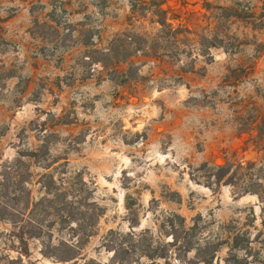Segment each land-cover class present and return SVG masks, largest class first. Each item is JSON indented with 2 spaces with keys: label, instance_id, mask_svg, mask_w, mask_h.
<instances>
[{
  "label": "rangeland",
  "instance_id": "1",
  "mask_svg": "<svg viewBox=\"0 0 264 264\" xmlns=\"http://www.w3.org/2000/svg\"><path fill=\"white\" fill-rule=\"evenodd\" d=\"M153 2L178 36L160 34ZM123 33L147 39L131 59L141 77L127 84L96 61L105 48L117 52ZM259 116L264 0H0V172L18 149L49 141L104 208L82 258L68 264H117L104 237L130 232L133 217L137 233L170 242L160 224L172 213L198 222L195 238L217 250L211 264H264ZM226 163L235 165L232 184L213 185L210 169ZM9 230L0 220V264L17 257ZM40 247L30 242L25 264H54ZM132 264L149 261L136 254Z\"/></svg>",
  "mask_w": 264,
  "mask_h": 264
},
{
  "label": "trees",
  "instance_id": "2",
  "mask_svg": "<svg viewBox=\"0 0 264 264\" xmlns=\"http://www.w3.org/2000/svg\"><path fill=\"white\" fill-rule=\"evenodd\" d=\"M153 3L157 6L153 13L158 17L156 22L161 26L160 34L178 36L179 28L175 29L169 23L167 11L159 3ZM230 16L241 17L237 12L229 13ZM49 26L53 27L52 24ZM121 37L122 44L117 52L105 48L102 53L106 58L96 61L101 63L111 79L127 84L141 77L140 69L131 59L142 51L140 42L147 39L133 33H123ZM206 43L209 48L218 47L214 41L203 37L202 45ZM239 70L244 71V68ZM227 78L226 84L233 83ZM253 125L252 129H256L257 136L262 138L264 118H256ZM50 145L49 141H44L37 148L18 149L17 155L1 166L0 220L10 225L7 240L11 245L8 251L17 253L16 258L7 254L4 264H25L24 258L31 256V241L40 242V253L54 264L78 262L104 213V208L94 198L93 186L83 174L70 172L66 164L54 158ZM234 166L226 163L211 168V179H215L213 185L232 184ZM37 167L41 172L35 171ZM238 167L245 168L243 164ZM248 167L256 168L257 163L249 162ZM35 187H38V195ZM251 191L244 190L243 193ZM253 193L261 197L260 192ZM130 224V232L110 230L103 240L102 246L113 252V260L117 264H132L136 254L147 259L149 264H160L161 261L164 264H211L214 260L217 250L210 255L209 239L204 240L203 245L201 239L195 238L198 222L194 221L188 227L185 218L178 213L169 214L160 224L162 234L172 236L170 242L156 240L149 229L137 233L134 228L140 223L136 217L130 219ZM193 251L195 256L188 258Z\"/></svg>",
  "mask_w": 264,
  "mask_h": 264
}]
</instances>
